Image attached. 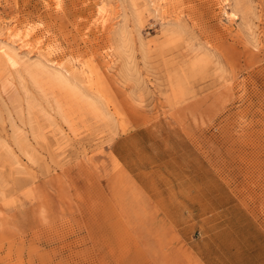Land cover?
<instances>
[{
    "label": "rangeland",
    "instance_id": "rangeland-1",
    "mask_svg": "<svg viewBox=\"0 0 264 264\" xmlns=\"http://www.w3.org/2000/svg\"><path fill=\"white\" fill-rule=\"evenodd\" d=\"M143 170L264 228V0H0V264H185Z\"/></svg>",
    "mask_w": 264,
    "mask_h": 264
},
{
    "label": "crops",
    "instance_id": "crops-1",
    "mask_svg": "<svg viewBox=\"0 0 264 264\" xmlns=\"http://www.w3.org/2000/svg\"><path fill=\"white\" fill-rule=\"evenodd\" d=\"M207 173L211 179L212 170ZM186 174H181L182 180L172 175L168 187L162 178L154 180L149 172L134 171V180L148 202L161 211L162 220H170L175 227L176 245L185 264H264V228L258 220H227L229 216L225 220L221 214L234 211L236 204L231 194L218 204L217 176L214 175V184L203 188L199 183L201 186L196 188L194 179ZM165 192L168 194L164 196ZM166 209L178 212L175 215Z\"/></svg>",
    "mask_w": 264,
    "mask_h": 264
},
{
    "label": "bare ground",
    "instance_id": "bare-ground-1",
    "mask_svg": "<svg viewBox=\"0 0 264 264\" xmlns=\"http://www.w3.org/2000/svg\"><path fill=\"white\" fill-rule=\"evenodd\" d=\"M28 35V34H27ZM26 37V36H25Z\"/></svg>",
    "mask_w": 264,
    "mask_h": 264
}]
</instances>
